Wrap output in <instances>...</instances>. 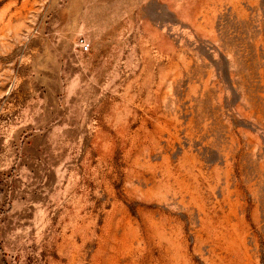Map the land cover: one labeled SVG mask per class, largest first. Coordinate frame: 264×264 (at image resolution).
<instances>
[{
  "label": "rangeland",
  "instance_id": "obj_1",
  "mask_svg": "<svg viewBox=\"0 0 264 264\" xmlns=\"http://www.w3.org/2000/svg\"><path fill=\"white\" fill-rule=\"evenodd\" d=\"M0 264H264V0H0Z\"/></svg>",
  "mask_w": 264,
  "mask_h": 264
},
{
  "label": "built area",
  "instance_id": "obj_2",
  "mask_svg": "<svg viewBox=\"0 0 264 264\" xmlns=\"http://www.w3.org/2000/svg\"><path fill=\"white\" fill-rule=\"evenodd\" d=\"M82 48H83L85 51H87V50H89V45L86 44V43H84V44L82 45Z\"/></svg>",
  "mask_w": 264,
  "mask_h": 264
}]
</instances>
